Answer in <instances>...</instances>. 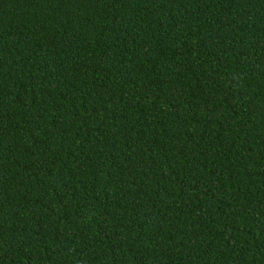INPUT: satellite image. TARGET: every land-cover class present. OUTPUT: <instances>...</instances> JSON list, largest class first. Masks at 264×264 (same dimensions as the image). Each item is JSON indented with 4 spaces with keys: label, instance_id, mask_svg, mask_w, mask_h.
Listing matches in <instances>:
<instances>
[{
    "label": "trees",
    "instance_id": "16d2710c",
    "mask_svg": "<svg viewBox=\"0 0 264 264\" xmlns=\"http://www.w3.org/2000/svg\"><path fill=\"white\" fill-rule=\"evenodd\" d=\"M0 264H264V0H0Z\"/></svg>",
    "mask_w": 264,
    "mask_h": 264
}]
</instances>
